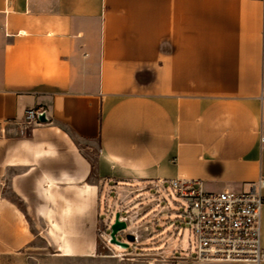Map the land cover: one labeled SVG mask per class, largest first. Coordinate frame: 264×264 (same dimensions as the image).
I'll list each match as a JSON object with an SVG mask.
<instances>
[{"label": "crops", "instance_id": "obj_1", "mask_svg": "<svg viewBox=\"0 0 264 264\" xmlns=\"http://www.w3.org/2000/svg\"><path fill=\"white\" fill-rule=\"evenodd\" d=\"M260 137L264 0H0V264L94 260L103 190H248Z\"/></svg>", "mask_w": 264, "mask_h": 264}, {"label": "built area", "instance_id": "obj_2", "mask_svg": "<svg viewBox=\"0 0 264 264\" xmlns=\"http://www.w3.org/2000/svg\"><path fill=\"white\" fill-rule=\"evenodd\" d=\"M40 107H29L22 120L24 128L39 123ZM264 144V137H260ZM151 196L158 201L172 194L185 203L184 215L190 225L191 243L184 248L177 243L176 250L184 257L168 258L172 264H261L264 249L260 240L261 211L264 205V179H259L248 190L206 192L195 180L184 178L158 179L148 184ZM168 189V190H167ZM143 190V189H141ZM164 207L166 204L163 205ZM119 220L129 225V216L118 210ZM136 235V234H135Z\"/></svg>", "mask_w": 264, "mask_h": 264}, {"label": "rangeland", "instance_id": "obj_3", "mask_svg": "<svg viewBox=\"0 0 264 264\" xmlns=\"http://www.w3.org/2000/svg\"><path fill=\"white\" fill-rule=\"evenodd\" d=\"M88 151L94 154L96 147ZM146 186L141 188L143 190L126 197L130 199L132 196L136 201L139 199L136 207L151 204L148 216L140 221L129 218L131 223L115 235L117 240L128 242V247L110 242V225L118 210H122V214L129 216L131 214L129 211L135 206L123 210L125 201L121 197L127 195V192L109 194L107 190H103L100 193L96 201L95 258L88 260L86 257H79L78 264H172L167 262L168 258L186 256L184 251L175 249L178 242L184 248H187L190 243L193 245L192 238L189 239L190 225L186 222L184 215L185 203L176 198L170 190V196H166L165 200L159 202L157 196H151L153 191L146 189ZM164 204L167 208L163 206ZM133 230L138 235L133 233ZM128 233L134 236L132 242L126 239Z\"/></svg>", "mask_w": 264, "mask_h": 264}, {"label": "water", "instance_id": "obj_4", "mask_svg": "<svg viewBox=\"0 0 264 264\" xmlns=\"http://www.w3.org/2000/svg\"><path fill=\"white\" fill-rule=\"evenodd\" d=\"M38 120L40 122H45L47 119H46V116H45V112L42 111L39 113L38 115ZM126 228V224L124 221H121L119 220V214L118 212L115 214V218H114V221L111 223L110 225V242L111 243H115V244H118V245H121L122 247H128L129 243L128 242H124V241H119L116 239L115 235L119 232V231H122ZM126 239L127 241H133L134 240V236L132 234H127L126 235Z\"/></svg>", "mask_w": 264, "mask_h": 264}, {"label": "bare ground", "instance_id": "obj_5", "mask_svg": "<svg viewBox=\"0 0 264 264\" xmlns=\"http://www.w3.org/2000/svg\"><path fill=\"white\" fill-rule=\"evenodd\" d=\"M133 233H136V234H137V232H136V231H134V230H133ZM137 235H138V234H137Z\"/></svg>", "mask_w": 264, "mask_h": 264}]
</instances>
